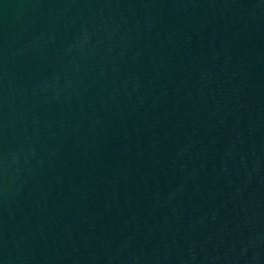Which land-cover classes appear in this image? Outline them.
<instances>
[{"label":"water","instance_id":"water-1","mask_svg":"<svg viewBox=\"0 0 264 264\" xmlns=\"http://www.w3.org/2000/svg\"><path fill=\"white\" fill-rule=\"evenodd\" d=\"M0 264H264V0H0Z\"/></svg>","mask_w":264,"mask_h":264}]
</instances>
